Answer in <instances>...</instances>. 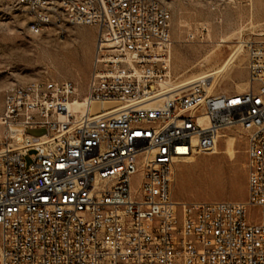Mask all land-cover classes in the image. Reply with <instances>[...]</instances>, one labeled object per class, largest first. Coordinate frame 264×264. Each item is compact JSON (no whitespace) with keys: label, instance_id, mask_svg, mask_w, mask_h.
<instances>
[{"label":"built area","instance_id":"built-area-1","mask_svg":"<svg viewBox=\"0 0 264 264\" xmlns=\"http://www.w3.org/2000/svg\"><path fill=\"white\" fill-rule=\"evenodd\" d=\"M14 1L29 26L91 25L97 42L84 95L68 79L5 93L0 264H264V40L247 44V91L202 77L155 97L170 0ZM237 125L248 199L175 201L177 166Z\"/></svg>","mask_w":264,"mask_h":264},{"label":"rangeland","instance_id":"rangeland-1","mask_svg":"<svg viewBox=\"0 0 264 264\" xmlns=\"http://www.w3.org/2000/svg\"><path fill=\"white\" fill-rule=\"evenodd\" d=\"M170 8L172 44L159 63L162 78L156 83L158 88L163 83L178 86L215 72L209 78L211 92L248 90L247 44L264 40V0H170ZM30 20L14 0H0V114L5 93L14 84L68 79L76 84L80 95L87 91L96 27L65 23L35 34L30 30ZM190 86L173 92H185ZM3 132L0 125V140ZM223 135L217 153H197L193 162L177 166L175 201L248 199L246 130L237 125L224 130ZM230 138L234 140V154L228 150ZM26 160L30 163V156ZM249 211L255 215L258 208Z\"/></svg>","mask_w":264,"mask_h":264},{"label":"bare ground","instance_id":"bare-ground-1","mask_svg":"<svg viewBox=\"0 0 264 264\" xmlns=\"http://www.w3.org/2000/svg\"><path fill=\"white\" fill-rule=\"evenodd\" d=\"M30 30L33 32V33H35V34H40V33H42V32H44L45 31V29H43V28H39V27H35V26H31L30 27ZM215 72H208V73H206V74H204L203 76H201V77H197V78H193V79H190V80H188V81H186L185 83H183V84H181V85H178V86H171V85H168V87H166V85H165V83H163V84H161V86L158 88V94H157V96H155V97H159V96H163V95H168L170 92H173V91H177V90H179V88L180 89H182V87H185V86H190V85H192L195 81H197L198 79H200V78H202V77H205V78H210L213 74H214ZM22 85V87H30V83H25V84H21ZM211 87H212V83H211ZM211 87H210V89H211ZM240 84H238L237 85V88H239L240 89ZM156 88V86L155 85H153L152 86V89H155ZM243 88H245V87H243ZM7 90H9V88L7 89ZM247 91V90H246ZM242 92H244V91H242ZM75 105H80L79 103H78V101L75 103V104H71L70 105V108H73ZM221 136H225V135H223V133H222V135ZM227 146H228V150H229V152L231 153V154H234V140H233V138H230L229 140H228V142H227ZM217 147V146H216ZM216 147L214 148V153H217V150H216ZM188 162H193L194 161V159H193V156L190 158V159H188L187 160ZM186 162V161H185Z\"/></svg>","mask_w":264,"mask_h":264},{"label":"crops","instance_id":"crops-1","mask_svg":"<svg viewBox=\"0 0 264 264\" xmlns=\"http://www.w3.org/2000/svg\"><path fill=\"white\" fill-rule=\"evenodd\" d=\"M240 201H243L242 199Z\"/></svg>","mask_w":264,"mask_h":264}]
</instances>
